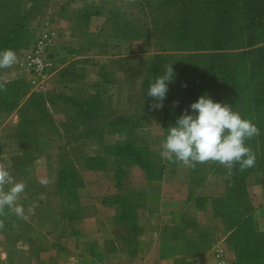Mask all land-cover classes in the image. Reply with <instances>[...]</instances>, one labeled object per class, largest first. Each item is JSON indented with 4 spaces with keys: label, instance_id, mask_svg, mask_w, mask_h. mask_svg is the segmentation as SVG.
Here are the masks:
<instances>
[{
    "label": "crops",
    "instance_id": "0c3cea01",
    "mask_svg": "<svg viewBox=\"0 0 264 264\" xmlns=\"http://www.w3.org/2000/svg\"><path fill=\"white\" fill-rule=\"evenodd\" d=\"M129 7L128 0L31 4V21L55 29L49 47L54 69L43 86L30 83L20 67L0 69L5 88L17 81L19 89L18 98L7 101L0 91V164L27 185L18 201L27 219L4 218L0 264H231L230 231L214 208V199L226 192L222 172L208 163L191 169L163 159L156 136L149 135L152 161L163 167L159 178L149 179L138 164L106 149L118 141L116 131L69 145L59 105L47 97L39 106L29 103L33 93L45 96L46 90L85 98L98 75L97 61L120 53L118 46L108 52L97 43L84 46L83 37L104 40V24ZM67 164L77 176L60 182ZM191 170L203 183L192 186ZM41 179L49 181L46 187ZM247 189L259 219L264 187Z\"/></svg>",
    "mask_w": 264,
    "mask_h": 264
},
{
    "label": "trees",
    "instance_id": "16d2710c",
    "mask_svg": "<svg viewBox=\"0 0 264 264\" xmlns=\"http://www.w3.org/2000/svg\"><path fill=\"white\" fill-rule=\"evenodd\" d=\"M36 0H19L18 15L28 20L31 4ZM141 9L149 17V26L155 35L162 37L170 49L186 50L185 55L155 54L150 61L147 74L141 82V96L146 102L153 99L146 95L150 83L162 75L165 66L171 64L174 72L173 82L168 84L161 112L164 134L175 126L176 119L189 109L201 95L210 97L214 102L230 104L242 118L251 120L259 129H264V0H140ZM116 14V13H115ZM34 38V37H33ZM0 51L1 48L0 45ZM258 53L253 57V53ZM260 77L256 81L257 77ZM3 91L4 101L17 99L18 82ZM187 85L182 87V85ZM33 93L31 104H35ZM41 100V94H36ZM178 101L176 106L173 102ZM145 102V104H146ZM40 102L36 103L39 105ZM74 105L83 114L84 127L82 137H92L99 141L104 133L116 131L124 133V140H118L106 146L114 155L125 158L128 162L138 164L149 179L161 176L163 167L155 164L147 145H138L135 131L144 126L142 117L133 120L124 111L110 107V102L99 93H88L83 99H73ZM154 111V110H153ZM99 123L100 128L94 126ZM64 126V125H63ZM66 131L64 130V138ZM255 138V137H254ZM247 140L249 145L254 140ZM68 144V142H66ZM259 151L264 155V136L260 135ZM93 160V157H88ZM76 178L77 173L71 165H65L59 175L60 182L68 175ZM225 196L214 199V208L228 227V245L233 248L238 261L242 259L245 249L230 242L231 234L241 225L253 221V205L246 191L245 177L238 172L237 165L232 174L226 177ZM233 202L232 208L238 210L237 220L232 221L231 212L222 211L216 201ZM253 230L250 251H247L253 264H264V231ZM248 250V249H247Z\"/></svg>",
    "mask_w": 264,
    "mask_h": 264
},
{
    "label": "rangeland",
    "instance_id": "374dc122",
    "mask_svg": "<svg viewBox=\"0 0 264 264\" xmlns=\"http://www.w3.org/2000/svg\"><path fill=\"white\" fill-rule=\"evenodd\" d=\"M128 1L130 4L129 8L125 9L122 14L120 12L119 14H113L108 19V23L104 24L101 34L104 40L92 42L88 37L84 36L82 45L85 46L97 43L100 49L106 52L109 51L110 47L111 49L116 46L119 47V57L100 59L97 61V66L99 67L98 75L93 81L89 92L92 94L99 93L102 97H106L108 102H110V107L118 109L117 112L124 111L125 114L130 116L133 120L142 117L141 121L144 122V126L135 131V141L138 145H147L151 156L149 135L156 136L157 141L155 142V147L160 150L161 141L166 138V135L162 127L161 112L150 110L149 105L151 102H146L145 98L141 96V82L145 78L151 58L155 54L178 56L185 55L187 51L170 49L168 43L164 42L162 37H158L155 35L154 31L152 32L150 29L149 17L145 10L141 9L140 0ZM18 2L19 0H0V45L1 48H3L2 51L5 49H12L16 53L18 59L13 67H20L26 71V49L33 41L36 28L43 24H36L31 21L30 15H28V20H24L19 16L18 10H16ZM263 44L264 41L254 45V47ZM252 56L257 57L258 53L255 52ZM54 77H56L57 83L62 81L57 74ZM259 78L258 76L256 81H258ZM44 84H46V82ZM44 93L45 96L41 95V99L42 97H47L49 100L57 103L66 114L67 118L64 122V130L66 131L64 138L65 142H68L69 145H74L81 141L94 139L92 137L78 136L80 133L79 131L84 127V123L81 121L83 120V114L78 109V106L74 105L72 97L66 94L54 93L52 90H46ZM40 101L42 100L35 94V104H32L34 105L33 107ZM41 104L42 102L39 103V105ZM94 126L99 129L101 125L94 122ZM259 130L260 135L264 136V129ZM260 135L256 136L252 143L247 145L256 156L255 166L241 172L237 164L238 172H241L245 177L246 191L249 198L250 194L247 189L249 184H260L264 187V155L261 157L258 147L260 144ZM123 136L124 133H117L118 140L123 141L125 138ZM208 164L211 168L222 172L225 176L224 180L226 181V177L229 174L224 166L214 162H208ZM190 180L192 186L203 183V179L197 177L193 170L190 171ZM216 203L218 204V208H221L222 211L231 212L232 221L237 220L238 210L232 208V201L228 203V201L219 200L216 201ZM260 208V218L257 219V217L254 216L253 206V221L251 223L256 226L257 231L263 232L264 203L260 204ZM250 225L251 224L241 225L231 234L229 239L231 243L239 247L243 246V248L248 247L245 249L244 255L239 261L234 252L231 264H253L249 257H247L249 253H247V251H250V248L253 246V242L251 241L253 230H250Z\"/></svg>",
    "mask_w": 264,
    "mask_h": 264
},
{
    "label": "clouds",
    "instance_id": "9594fccd",
    "mask_svg": "<svg viewBox=\"0 0 264 264\" xmlns=\"http://www.w3.org/2000/svg\"><path fill=\"white\" fill-rule=\"evenodd\" d=\"M17 59L12 49L0 51V69L12 68ZM173 78V68L168 64L163 74L150 83L146 93L154 101L149 105L150 110L163 107L168 84L173 82ZM0 91H6L2 82ZM177 104L178 101L173 102V106ZM189 109L191 112L184 110L161 141L159 154L163 159L191 169L198 164L218 163L228 170L229 176L237 164L241 172L255 166L256 156L245 142L260 135L256 124L242 118L230 104L214 102L206 95L198 97ZM39 183L46 187L49 181L41 179ZM26 187L25 182L17 181L11 171L0 164V231L5 227L4 218L8 216L27 219L23 205L18 203Z\"/></svg>",
    "mask_w": 264,
    "mask_h": 264
},
{
    "label": "built area",
    "instance_id": "2783aa9c",
    "mask_svg": "<svg viewBox=\"0 0 264 264\" xmlns=\"http://www.w3.org/2000/svg\"><path fill=\"white\" fill-rule=\"evenodd\" d=\"M54 37V27L49 23L43 24L36 28L33 41L26 49L25 66L29 73V81L33 85H44L54 68V61L49 52Z\"/></svg>",
    "mask_w": 264,
    "mask_h": 264
}]
</instances>
